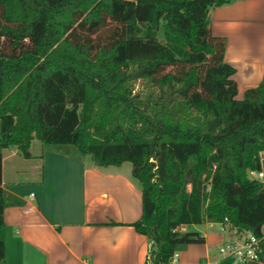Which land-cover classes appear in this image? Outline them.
Returning <instances> with one entry per match:
<instances>
[{"label": "trees", "instance_id": "16d2710c", "mask_svg": "<svg viewBox=\"0 0 264 264\" xmlns=\"http://www.w3.org/2000/svg\"><path fill=\"white\" fill-rule=\"evenodd\" d=\"M225 3L0 0V264L3 211L20 203L1 187L3 151L27 159L33 141L98 167L131 164L147 264L204 242L183 226L264 236V185L248 178L264 172V78L236 99L208 18Z\"/></svg>", "mask_w": 264, "mask_h": 264}, {"label": "crops", "instance_id": "0c3cea01", "mask_svg": "<svg viewBox=\"0 0 264 264\" xmlns=\"http://www.w3.org/2000/svg\"><path fill=\"white\" fill-rule=\"evenodd\" d=\"M208 18L211 34L226 41L224 61L235 69L241 100L264 78V0H226ZM1 187L20 202L3 211V264H147L150 241L132 226L142 213L141 186L124 163L98 167L90 156L43 150L33 141L27 159L15 147L3 151ZM213 225L227 226L228 241L248 234L195 225L204 242L177 251L168 264H221L217 247L225 237L210 232Z\"/></svg>", "mask_w": 264, "mask_h": 264}, {"label": "built area", "instance_id": "2783aa9c", "mask_svg": "<svg viewBox=\"0 0 264 264\" xmlns=\"http://www.w3.org/2000/svg\"><path fill=\"white\" fill-rule=\"evenodd\" d=\"M248 178L253 181H257L264 185V172L248 170ZM264 238H258L251 233H248L241 240H230L225 244H221L217 247V253L224 260H230V264H244L248 261L258 259V252L260 251V243ZM177 252L173 254L170 262L175 260Z\"/></svg>", "mask_w": 264, "mask_h": 264}, {"label": "rangeland", "instance_id": "374dc122", "mask_svg": "<svg viewBox=\"0 0 264 264\" xmlns=\"http://www.w3.org/2000/svg\"><path fill=\"white\" fill-rule=\"evenodd\" d=\"M139 88H140V85H139V83H137L135 86V90H137ZM35 142L39 143L38 141H35ZM124 166H125V168H131V164L128 162L124 163ZM6 177H7V175H6ZM193 226H195V225H189L188 226L189 228L187 230L192 231ZM209 230H210V232H213V233H223L225 238H224V241L222 242V244H225L228 242L227 237H228L230 231L228 230L227 226L225 228H222L220 225H213V227L210 228Z\"/></svg>", "mask_w": 264, "mask_h": 264}]
</instances>
